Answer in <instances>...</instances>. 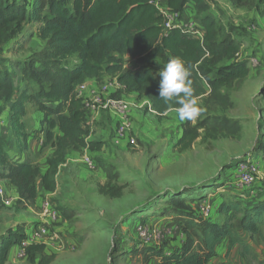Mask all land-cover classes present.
Wrapping results in <instances>:
<instances>
[{
    "label": "rangeland",
    "instance_id": "374dc122",
    "mask_svg": "<svg viewBox=\"0 0 264 264\" xmlns=\"http://www.w3.org/2000/svg\"><path fill=\"white\" fill-rule=\"evenodd\" d=\"M207 1V13L223 28L224 35L241 42L239 58L246 61L249 74L231 88L222 90L230 98V107L209 110L203 98L199 103L210 116L235 122L238 131L227 134L206 128L199 132L189 150L178 153L174 147L184 123L195 125L196 119L180 120L176 111L158 117L145 105L138 109L142 121L131 118L136 146L127 145L125 141H113L117 124L108 127L104 135L100 130L88 131V140L103 143L104 151H78L74 161L66 163L58 171L54 192H45L38 177L37 198L26 201L7 182H0L3 190V202L0 198V241L11 231L24 235V246L38 245L28 237L31 229L43 223L41 205L45 201L60 213L67 211L73 214L70 219L50 229L43 256L38 253L27 256L17 245L10 249L6 264H40L46 259H50L49 264H143L147 259L142 254L143 247L137 238L136 228L139 225L156 227L161 235L170 231L172 234L164 236L161 242L167 243V238L174 235L172 229L175 226L182 232H189L190 226L195 225L180 205L193 213L202 201H210L213 205L212 216L217 217V222L231 219L247 243L250 254L244 256L239 249V258L245 264H264V224L256 234L247 233L240 227V221L248 210L247 204L259 207L264 214V8L259 6L248 11L232 7L228 0ZM182 19L197 22L198 17L195 11L188 9ZM38 29L39 26H23L18 44L9 43L8 47L14 48L2 56L5 61L3 67L18 92L25 90L28 94H38V87L23 81L20 75L22 63L45 44ZM76 61L74 55H69L64 57L62 65L68 70ZM122 66L125 71L143 69L124 57ZM154 76L159 78L158 73ZM102 84L110 86L107 98L116 100L121 94L112 77L102 76L97 86ZM40 97L47 107L58 105L56 97L51 100L43 95ZM138 99L146 101L145 98ZM9 117L7 106L0 103V133L6 138L8 153L12 159L28 162L42 173L47 167L46 159L52 153L50 146H43L46 131L43 114L32 103L25 105L22 119L25 142L14 137ZM54 132L58 134L57 130ZM111 139L114 144H111ZM85 156L95 163V170L85 165ZM250 160L259 165V174L255 185L247 191H240L236 186L239 171L236 166ZM105 167H112L113 172L119 173L117 181L110 184L123 187L119 198L98 193V186L107 182L103 173ZM149 264H158V261L152 259Z\"/></svg>",
    "mask_w": 264,
    "mask_h": 264
},
{
    "label": "trees",
    "instance_id": "16d2710c",
    "mask_svg": "<svg viewBox=\"0 0 264 264\" xmlns=\"http://www.w3.org/2000/svg\"><path fill=\"white\" fill-rule=\"evenodd\" d=\"M228 1L234 8L248 11L259 6L264 8V0ZM187 4H192L198 17V29L203 31L201 40L176 28L165 32V18L153 0H0V103L7 106L10 128L19 142L26 141L22 119L25 105L32 103L44 117L43 146L52 149L46 159V170L41 173L28 162L12 159L7 151L6 138L0 133V182H7L21 199L35 201L38 177L45 192H54L59 167L70 151H102L103 143L86 139L89 135L87 116L76 88L89 80L98 85L104 75L115 79L123 93L145 98L155 114L162 117L175 111L179 105H166L159 98L160 77L156 78L154 73L159 74L170 58L179 56L190 65L195 95L203 98L205 107L209 110L230 107V98L222 90L231 88L249 74L246 61L239 58L241 42L224 35L223 28L207 13V0H166L169 12L180 17ZM25 25L39 26V37L45 40L43 48L33 53L20 67L22 80L34 83L38 94H28L25 90L18 92L3 67V54L14 48L8 44H18ZM69 55H74L77 61L67 70L62 60ZM123 57L133 60L143 69L123 70ZM40 95L50 100L56 97L58 105L47 107ZM206 128L227 134H234L239 129L235 122L210 116L203 109L195 125L184 123L174 147L176 152L189 150L199 132ZM103 173L107 182L98 186V193L109 198L121 197L123 187L110 185L117 181L119 173L113 172L112 167H105ZM176 202L180 204V201ZM180 206L195 224L190 226L189 232L179 230L183 236L181 246L173 252L163 253L156 247L142 245L145 258H158L161 264H208L216 256L215 248L223 241L228 242L226 255L235 245L242 255L250 254L247 243L231 219L223 223L212 221L213 205L207 220L198 216L196 207L192 213ZM246 207L248 210L240 221V227L247 233H259L264 224V214L255 205L247 204ZM60 214L64 221L73 216L67 211ZM23 242L22 233L9 231L0 241V264L7 263L10 249L17 245L27 256L36 253L43 256V245L24 246ZM49 263L50 259H46L40 264Z\"/></svg>",
    "mask_w": 264,
    "mask_h": 264
},
{
    "label": "built area",
    "instance_id": "2783aa9c",
    "mask_svg": "<svg viewBox=\"0 0 264 264\" xmlns=\"http://www.w3.org/2000/svg\"><path fill=\"white\" fill-rule=\"evenodd\" d=\"M153 4L159 11L160 15L165 18L163 25V30L166 32L172 28H176L184 34H189L190 36L201 40L203 31L198 29V24L195 21H186L180 17L179 14L169 12L166 6V0H153ZM183 16V15H182ZM114 86L117 89L121 87L114 81ZM107 84H102L100 86L91 85L88 82L80 84L76 88L77 97L80 98L83 102L84 111L86 113L87 119L90 117L101 115L103 112L114 109L116 112V130L114 132L113 141L115 143H125L127 145L136 146L135 139L133 137V128L134 123L131 120V110L130 104L122 99L113 100L107 98L110 88ZM88 131V129H87ZM89 139V135L86 138ZM83 161L85 165L90 169H96V165L88 157H84ZM63 165V164H62ZM65 167L66 163L63 166ZM239 171L237 173V182L236 186L240 191H247L256 183V177L259 174V165L252 160L244 162L243 165L238 167ZM0 198H3V190L0 188ZM3 202V199H2ZM42 208V219L43 223L40 226L31 229L28 240L32 243L42 244L43 246L47 245L48 238L50 237V229L56 228L59 224L63 223L64 219L61 216L60 212L50 203L45 201L41 205ZM196 212L198 216L207 220L210 218L212 213V204L210 201H202L196 205ZM175 227L172 229V232L178 236L180 240L183 239L179 230ZM136 235L138 240L142 245H149L152 243L160 244L164 236L171 235L170 231L166 234L161 235V231L156 227H150L148 225H139L136 228ZM168 255V254H167Z\"/></svg>",
    "mask_w": 264,
    "mask_h": 264
},
{
    "label": "crops",
    "instance_id": "0c3cea01",
    "mask_svg": "<svg viewBox=\"0 0 264 264\" xmlns=\"http://www.w3.org/2000/svg\"><path fill=\"white\" fill-rule=\"evenodd\" d=\"M188 9H191L192 11H194L192 4H187L185 6L182 15L186 14V11H188ZM190 14H191V12H190ZM114 81H115V79H114ZM87 82L91 85L95 84V82L93 80H89ZM119 91L121 92V94L117 97L116 100L122 99V100L127 101L130 104V106H131L130 107L131 118L134 119L135 121H142L143 117L140 116V111H138V109H141L143 107V105H145L146 108H149L150 112L155 114V112L152 110L151 105L148 101H140L135 94H125V93H123L122 89H119ZM163 116H166V114ZM116 120H117L116 112L114 111V109H111L109 111L103 112L101 115L90 117L89 119H87V125L89 126V128L87 127V129L90 132L93 129L94 130H100L101 135H104L106 133L108 127L114 126V124H116ZM137 125H139V124H137ZM110 142H111V144H114L112 142V139ZM104 149H105V146L102 147V151H104ZM78 154H79L78 151H72L71 153H69L66 156L65 163H67V164L72 163L74 161V159L76 158V156H78ZM45 170L46 169H44V171ZM44 171L42 173H44ZM11 188L14 189L13 187H11ZM152 220L153 219H151V221H150L151 223H153ZM212 221L217 222V217L214 218L212 216ZM173 225H175V224H173ZM176 228L178 229V227H176ZM149 246L161 249L163 253H166V252L169 253V252L175 251L178 247L181 246V240L178 238V236L175 233L173 236L167 238V243H165V241L161 244H157L154 242V243L150 244ZM227 247H228L227 241H223L220 244H218L217 247L215 248L216 256L213 259H211L208 264H217L219 261L220 262L221 261L226 262L228 264H245L244 260L240 259L238 256L239 255V247L237 245L233 246L229 250L228 255H226ZM225 258H226V260H225ZM146 259H147V262L145 261L143 264H149L152 261V259L157 260L158 264H161L160 259H158V258L154 257V258H146Z\"/></svg>",
    "mask_w": 264,
    "mask_h": 264
},
{
    "label": "clouds",
    "instance_id": "9594fccd",
    "mask_svg": "<svg viewBox=\"0 0 264 264\" xmlns=\"http://www.w3.org/2000/svg\"><path fill=\"white\" fill-rule=\"evenodd\" d=\"M159 77V98L166 105H179L175 111L180 120L197 119L203 108L195 95L190 65L181 57L174 56L159 72Z\"/></svg>",
    "mask_w": 264,
    "mask_h": 264
}]
</instances>
